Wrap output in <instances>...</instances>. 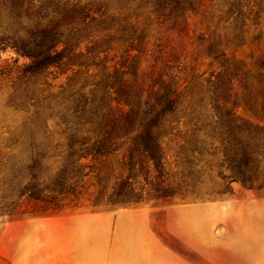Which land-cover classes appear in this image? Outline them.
Returning a JSON list of instances; mask_svg holds the SVG:
<instances>
[{"label":"trees","instance_id":"trees-1","mask_svg":"<svg viewBox=\"0 0 264 264\" xmlns=\"http://www.w3.org/2000/svg\"><path fill=\"white\" fill-rule=\"evenodd\" d=\"M98 5L0 0V50L30 59L0 65V100L21 112L18 124L0 125V216L82 201L170 203L199 193L205 152L217 194L232 195L233 182L264 190V127L237 113L264 117V58L256 73L246 70L225 56L218 32L231 22L242 40L246 22L264 18V0H153L146 16ZM197 16L194 42L210 60L202 71L204 62L180 61L171 39L188 36ZM170 138L179 140L173 160Z\"/></svg>","mask_w":264,"mask_h":264},{"label":"crops","instance_id":"crops-1","mask_svg":"<svg viewBox=\"0 0 264 264\" xmlns=\"http://www.w3.org/2000/svg\"><path fill=\"white\" fill-rule=\"evenodd\" d=\"M229 196L165 210L166 230L187 252L155 231L147 206L10 221L3 243L14 248L9 264H264V192L244 188ZM218 220L232 222L234 237L215 236Z\"/></svg>","mask_w":264,"mask_h":264},{"label":"rangeland","instance_id":"rangeland-1","mask_svg":"<svg viewBox=\"0 0 264 264\" xmlns=\"http://www.w3.org/2000/svg\"><path fill=\"white\" fill-rule=\"evenodd\" d=\"M82 2H97L100 5H105L110 11L119 12L123 14H130L133 16L135 14H142L146 16L152 12L153 0H81ZM0 35L1 32H5L7 28L5 15L1 16L0 10ZM200 16L191 18L190 21V31L189 35L186 37L178 36L177 33L171 35L173 44H176L177 57L181 56V62H204L200 67V70H204L207 62H210L208 58H204L198 51V47L194 42L195 37L203 28L199 22ZM196 21V23H195ZM245 34L242 40L236 39L234 37V24L231 22L228 24V28L219 29L221 40V49L223 50L226 57L239 62L246 70L256 73L259 69L260 62L264 58V18L260 19L257 24H254L252 20L246 22ZM113 52L109 53L108 58L112 57ZM120 52L115 60L120 59ZM143 62H152L151 58L147 55L143 57ZM30 59L17 53L13 48L7 47L5 50H0V65L4 62H17L18 64H25L29 62ZM111 62V61H110ZM65 81V77H60L56 79L57 83ZM237 113L250 120L255 124L262 125L264 127V117L255 116L250 111H248L243 106L238 107ZM21 121V112L13 110L11 108H6L3 106L0 100V125H16ZM51 127L53 129H58V126L54 121H51ZM178 139L170 138L165 140V149L168 155L173 160V154L177 149ZM212 159V156L205 152L201 156V160L198 162V167L202 169L200 172V191L195 195H187L184 198H174L172 202L165 203L163 200H153L148 203H142L139 206H147L151 208V215L153 219L155 231L163 238V240L175 250L187 252L188 249L185 248L179 240L168 232L165 228V210L168 207H172L179 204L188 203H209L213 201H219L222 199H228L229 195H219L216 192L222 188L221 180L216 177L215 169H209L208 163ZM233 193H239L244 191V186L238 182L232 183ZM255 192L261 193L264 191H259L258 189H251ZM211 194V195H210ZM114 207V206H113ZM110 208V206L108 207ZM105 209V208H104ZM113 209V208H112ZM117 209V208H116ZM100 210L93 208L88 201H82L77 205H69L63 208L59 212L55 213H77L85 211ZM48 214V213H46ZM48 214V215H50ZM44 216H37L31 214H22L17 216H0V264H9L8 255H14V248H9L8 240L6 243L3 242V228L8 222L14 220H25L32 218H42ZM175 213L171 219L175 220L177 218ZM173 224V223H171ZM214 234L217 238L234 237L233 236V226L232 222H226L225 220H218L213 224ZM244 238L248 239L249 235H244ZM226 239V238H225Z\"/></svg>","mask_w":264,"mask_h":264}]
</instances>
